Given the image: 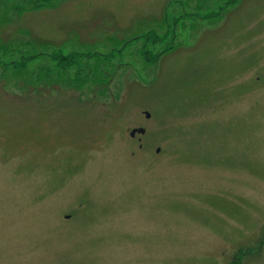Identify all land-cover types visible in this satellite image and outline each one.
Masks as SVG:
<instances>
[{
    "label": "rangeland",
    "instance_id": "1",
    "mask_svg": "<svg viewBox=\"0 0 264 264\" xmlns=\"http://www.w3.org/2000/svg\"><path fill=\"white\" fill-rule=\"evenodd\" d=\"M42 5L0 0V264H264V0Z\"/></svg>",
    "mask_w": 264,
    "mask_h": 264
},
{
    "label": "trees",
    "instance_id": "2",
    "mask_svg": "<svg viewBox=\"0 0 264 264\" xmlns=\"http://www.w3.org/2000/svg\"><path fill=\"white\" fill-rule=\"evenodd\" d=\"M51 0H32V3L36 5V7H41L43 6L42 4L43 3H48L50 2Z\"/></svg>",
    "mask_w": 264,
    "mask_h": 264
},
{
    "label": "water",
    "instance_id": "3",
    "mask_svg": "<svg viewBox=\"0 0 264 264\" xmlns=\"http://www.w3.org/2000/svg\"><path fill=\"white\" fill-rule=\"evenodd\" d=\"M147 117H150L149 113H146ZM146 130L141 128V129H137V130H133L131 133V136H134L136 133H140V134H145Z\"/></svg>",
    "mask_w": 264,
    "mask_h": 264
},
{
    "label": "flooded vegetation",
    "instance_id": "4",
    "mask_svg": "<svg viewBox=\"0 0 264 264\" xmlns=\"http://www.w3.org/2000/svg\"><path fill=\"white\" fill-rule=\"evenodd\" d=\"M145 115H146V114H145ZM146 116H147V115H146ZM147 118H150V117H147ZM141 128H143V127L135 128V129H133V130H137V129H141ZM143 129H145V128H143ZM145 130H146V129H145ZM146 132H147V130H146ZM146 132H145V134H146ZM145 134L136 133L134 136H131V137L135 138L137 135H139V136H143V135H145Z\"/></svg>",
    "mask_w": 264,
    "mask_h": 264
}]
</instances>
